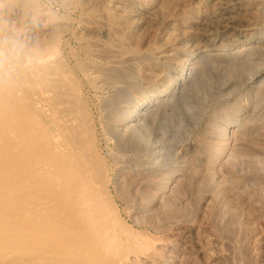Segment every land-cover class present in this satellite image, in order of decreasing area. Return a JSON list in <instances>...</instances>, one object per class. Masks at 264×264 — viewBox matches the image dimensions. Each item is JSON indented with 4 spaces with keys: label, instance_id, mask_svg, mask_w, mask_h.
<instances>
[{
    "label": "rangeland",
    "instance_id": "1",
    "mask_svg": "<svg viewBox=\"0 0 264 264\" xmlns=\"http://www.w3.org/2000/svg\"><path fill=\"white\" fill-rule=\"evenodd\" d=\"M69 1L17 23L60 38L117 214L154 246L136 264H264V0Z\"/></svg>",
    "mask_w": 264,
    "mask_h": 264
},
{
    "label": "bare ground",
    "instance_id": "2",
    "mask_svg": "<svg viewBox=\"0 0 264 264\" xmlns=\"http://www.w3.org/2000/svg\"><path fill=\"white\" fill-rule=\"evenodd\" d=\"M57 42L37 46L38 64L0 69V264H136L148 242L117 214L86 104L60 67ZM50 92L70 103L66 117L48 107Z\"/></svg>",
    "mask_w": 264,
    "mask_h": 264
},
{
    "label": "clouds",
    "instance_id": "3",
    "mask_svg": "<svg viewBox=\"0 0 264 264\" xmlns=\"http://www.w3.org/2000/svg\"><path fill=\"white\" fill-rule=\"evenodd\" d=\"M19 13L33 22L44 18L48 24H56L62 18L58 6L50 0H0V69L40 63L36 43L25 37L17 23Z\"/></svg>",
    "mask_w": 264,
    "mask_h": 264
}]
</instances>
